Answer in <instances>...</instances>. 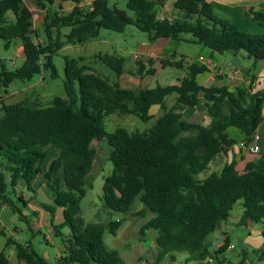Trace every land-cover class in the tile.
<instances>
[{
  "label": "trees",
  "instance_id": "16d2710c",
  "mask_svg": "<svg viewBox=\"0 0 264 264\" xmlns=\"http://www.w3.org/2000/svg\"><path fill=\"white\" fill-rule=\"evenodd\" d=\"M45 11L43 26L45 41L38 42L33 28V11L24 0H0V39L5 48L13 39L21 42L23 63L14 70L2 65L0 85L7 88L15 81L30 80L43 69L56 76L53 56L66 44L84 43L99 35L100 28L123 32L134 25L145 32L149 41L158 38L180 40L190 34L196 43L219 54L245 52L254 62L264 60V33L240 31L230 21L217 16L209 0H174L172 18L159 17L158 9L167 0H127V9L109 8L107 0H92L83 8L81 0H30ZM70 1L69 12L50 11V7ZM254 19L264 20V13L253 12ZM68 28L64 41L52 35ZM160 59V67L181 68L182 60ZM94 58L108 66L117 78L123 72L124 58L110 54H95ZM83 58L65 56L66 97L54 96L46 106L18 101L1 103L0 115V207L9 205L19 219L28 221L21 208L9 194L26 207L33 196L25 199L16 187L23 181L31 195L36 193L33 180L42 174L46 196L50 203L39 202L49 213L53 235L60 239L59 257L55 264H124L117 250L104 243L105 230L115 235L122 219L85 222L80 216V202L85 195V176L92 169L96 149L93 141L106 140L108 160L112 171L102 183L101 199L106 208L126 213L134 200L144 206L138 214L148 210L151 217L140 227L157 231L158 264L164 257L175 260L173 252L186 251L192 258L202 261L210 253L207 237L225 221L234 204L241 201L242 214L238 225L253 221L261 225L264 239V172L253 169L237 174L234 163H226L219 171L200 175L209 163L226 147L234 143L226 129L236 127L250 143L263 120L264 88L253 91L251 86H203L196 75L208 71L204 65L191 63L188 73L179 83L155 85L152 88L122 87L119 81L109 83L86 65ZM154 61L147 67L138 62L137 75L154 74ZM78 84V93L74 84ZM175 94V101L167 108L164 99ZM201 98L206 101L211 116L208 125L187 120L180 109L196 106ZM229 99L232 108L213 110L208 102ZM158 105L162 113L147 131H128L116 127L107 131L105 119L113 113L132 114L146 122L152 118L149 110ZM51 148H58L45 171L41 164ZM9 188L11 192H8ZM62 221L54 223L57 209ZM67 228L64 233L63 228ZM0 234L4 235L1 231ZM14 244L21 264H50L30 244L21 245L7 238L6 245ZM225 239L217 253L228 247ZM0 264H10L3 250ZM218 264H223L218 260ZM234 264H244V258Z\"/></svg>",
  "mask_w": 264,
  "mask_h": 264
},
{
  "label": "rangeland",
  "instance_id": "374dc122",
  "mask_svg": "<svg viewBox=\"0 0 264 264\" xmlns=\"http://www.w3.org/2000/svg\"><path fill=\"white\" fill-rule=\"evenodd\" d=\"M91 0H81L83 8H86ZM127 0H107L109 8L124 10L126 14L133 17V12L126 7ZM169 1V2H168ZM32 11L33 28L38 33L35 41L44 42L45 32L43 26V15L45 11L39 9L30 0H24ZM62 5L64 8H62ZM73 3L65 1L61 3V8L58 4L50 7V11L57 10L61 13L70 11ZM159 17L174 16L172 3L166 1L165 8L159 10ZM237 26L240 31L250 32V25L247 22L239 21L234 18L230 21ZM68 32V28H62L59 32L52 29V35L59 40L64 41V35ZM144 46L155 51L159 50L158 59L170 58L174 55L175 60H182L183 67L167 66L161 68L160 63L156 61V72L154 74L143 75V78L137 79V67L139 59H144L146 53ZM206 48L196 43L190 34L181 35L180 40L159 39L149 41L145 32L139 30L134 25H128L123 32H115L105 28H100L99 35L96 38L90 39L84 43L64 44L63 47L53 56L52 63L56 70V76H50V69H43L40 74L34 75L30 80L15 81L9 84L7 88L0 85V115L1 103L11 104L18 101L26 103H37L40 106L48 105L54 96L66 97L64 89L65 73V56L73 58H83L79 61V65L86 64L92 71L102 78L107 79L109 83H114L119 78L115 73L101 61L94 58L95 54H110L124 58L123 73L121 80L123 83L130 84V88H152L155 85H169L177 83V80L186 76L188 66L191 63H197L198 55L206 57L207 53L201 52ZM231 52H224L222 56L231 58ZM137 56L135 58L134 56ZM23 53L21 42L18 39H13L9 47L5 48L4 40L0 39V70L2 65L7 70H14L23 63ZM243 61V60H241ZM147 67V63L145 65ZM229 72V68H225V73ZM74 88L78 93V84L75 82ZM175 94L168 95L164 99L167 108H170L174 103ZM152 118L146 122L140 120L132 114L113 113L106 117L105 127L107 131H113L116 127H124L128 131H147L151 128L157 117L162 113L158 105H152L149 110ZM92 146L96 149V158L94 160L93 169L85 176V195L80 202V216L85 222H101L107 224L110 220L122 219V223L115 235H112L105 230L103 239L108 249L117 250L122 257L124 264H150L157 258L158 247L156 244L157 231L155 229L144 230V234L140 233V227L147 219L151 217L148 210L144 209L143 214L138 212L144 208L138 199L134 200L131 209L126 213L112 211L106 208L101 199L102 183L105 176L112 171V164L108 160L109 146L106 140L93 141ZM58 148H51L48 151L46 159L42 162L41 168L43 171L47 169L51 159L58 155ZM36 193L34 199L30 200L34 210L23 207L13 196L10 198L18 205L22 212L27 217V222L19 219L18 213L12 212L9 205L5 208L0 207V251L3 250L10 264H21L16 257V247L14 244L6 245L7 238H12L21 245L30 244V246L39 254L44 256L50 264H55L59 257L60 239L53 235V230L49 225V213L39 215L37 207L40 208L38 202L46 200L45 184L43 175L39 174L33 180ZM17 192H22L24 198L28 197L25 194L31 195L23 183L20 181L16 187ZM8 192H11L9 188ZM48 198V197H47ZM49 199V198H48ZM41 209V208H40ZM43 210V209H42ZM241 201L234 204L230 211L229 217L225 224L228 228V235L234 241L235 248L232 251H224V257L234 264L237 258L241 255L242 245L239 239L247 235L245 229L236 225V220L240 216ZM62 221L61 213L55 214L54 223ZM67 228H63V232H67ZM220 232L217 228L207 237L208 241L215 242L219 239ZM264 252V249H262ZM46 253V254H45ZM175 260L172 261L169 257H164L158 264H201V261L192 258L191 254L186 251L173 252ZM262 261L257 259V255ZM247 259L253 263L264 264V254L261 251L257 253L249 251Z\"/></svg>",
  "mask_w": 264,
  "mask_h": 264
},
{
  "label": "crops",
  "instance_id": "0c3cea01",
  "mask_svg": "<svg viewBox=\"0 0 264 264\" xmlns=\"http://www.w3.org/2000/svg\"><path fill=\"white\" fill-rule=\"evenodd\" d=\"M170 1L171 3H173L174 0H170ZM209 1L212 5L214 13L217 16L226 19L228 21L237 18L239 21H244L249 23L250 33H256V34L264 33V20L259 22L258 20L254 19L253 14L249 12V10H252L253 12L264 13V0H209ZM91 2L92 0L87 5L90 6ZM165 5L166 2L164 6L161 7L159 10L165 8ZM72 7L73 5L71 6V8ZM62 8H64L63 5ZM159 39L172 40L170 38H158L156 40ZM144 48L146 55L143 60L139 59V61L142 62L144 65H146L147 60L152 59L154 61L153 67L156 70L155 66L157 65L156 61L158 62L159 60L158 52L160 49L158 50L156 49L155 51H153L152 49L148 48V46H144ZM204 51L207 53L206 57H203L201 54H199L196 60L197 62L196 64L206 66L208 68V71L198 73L196 75V80L199 84L205 87L211 85L216 87L226 86L230 90H233L236 87H248V86H251L253 91L264 88V60L254 62L252 59L246 56L245 52L242 51L237 54H232L233 56L231 58H225L224 56H222V54H219L218 52L212 51L208 48H206V50H201V52ZM200 56H202L203 58L200 59L199 58ZM134 57L137 58L136 55ZM226 67L229 68L228 73H225ZM121 76L122 74L119 76L118 79L120 85L122 87H129L128 85L130 84L122 82ZM137 79H139V76L137 77ZM177 83H179V79L177 80ZM175 97L176 95L174 96V99ZM206 104H207L206 101L203 98H201V101L198 105L193 107L184 105L182 106L180 111L187 120L199 123L200 125H208L210 123L211 116L207 112L208 106ZM208 104L209 107L213 110L223 109L224 111L229 112L232 108V102L227 98L223 100H213L208 102ZM262 115H263V120L259 124L256 130V136H254V139L250 143L245 142L243 134L236 127L230 126L226 129L228 135L234 139V143L231 146L226 147L222 153L217 155L215 159L209 163L207 171L201 174L200 178L205 177V175H207L211 171H219L226 163H231V162L234 163V170L237 174L244 173L248 168V164H252L253 169L264 172V102L262 105ZM241 142H245L246 144L241 145L240 144ZM253 145H258L259 150L252 151L251 147ZM20 193L24 196L22 192H17V191L15 192V195H18ZM25 195H27L28 199L30 198V196H32L28 194ZM42 202L50 203L51 200L46 197V200ZM1 208H5V205L2 206ZM26 208L34 210L30 202L28 203ZM37 210L39 211L38 213L40 216L47 213L46 211L38 207ZM58 213H61V209L59 208L56 210V215ZM241 214H242V207L240 211V216L236 220L235 223L236 225H238V221L241 217ZM225 221L221 222L220 226L218 227L220 232L219 239H216L215 242L207 240L210 245L209 247L210 253L207 255V257L204 260L201 261V264H218V260H222L223 264H233L224 257L223 253H217V250L221 247L225 239L228 240L229 244L224 251L226 252L232 251L235 248L234 241L231 240L230 236L228 235V228L225 224ZM49 225H50V221H49ZM238 226L243 227L247 235L239 239L240 244L242 245L241 255L239 258L236 259L234 263L244 258V264H259V263H253L252 261L248 260L247 255L249 251L251 252L257 251V253L261 251V254L262 255L264 254L262 250L264 249V239L260 233L261 225L253 221H247L245 225H238ZM231 245L233 247L229 248ZM256 256L257 259L262 261L261 257H259L258 254Z\"/></svg>",
  "mask_w": 264,
  "mask_h": 264
},
{
  "label": "built area",
  "instance_id": "2783aa9c",
  "mask_svg": "<svg viewBox=\"0 0 264 264\" xmlns=\"http://www.w3.org/2000/svg\"><path fill=\"white\" fill-rule=\"evenodd\" d=\"M199 58L202 59L203 57L200 56ZM255 136H256V133H255ZM240 144H241V145H245L246 143H245V142H241ZM251 150H252V151H258V150H259V146H258V145H253V146L251 147ZM232 247H233V246L231 245L229 248H232Z\"/></svg>",
  "mask_w": 264,
  "mask_h": 264
}]
</instances>
